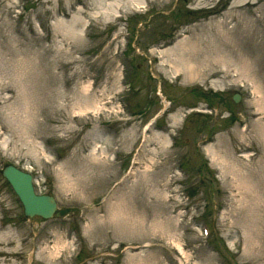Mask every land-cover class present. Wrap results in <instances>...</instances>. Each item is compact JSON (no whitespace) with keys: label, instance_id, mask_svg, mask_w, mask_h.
I'll return each instance as SVG.
<instances>
[{"label":"rangeland","instance_id":"rangeland-1","mask_svg":"<svg viewBox=\"0 0 264 264\" xmlns=\"http://www.w3.org/2000/svg\"><path fill=\"white\" fill-rule=\"evenodd\" d=\"M234 1L143 0L123 10V0L118 17L102 20L79 14L98 0H0L11 26L0 25V84L12 71L25 86L11 73L13 95L0 101V264H264L261 95L228 67L203 82L160 71V53ZM244 3L237 13L260 32L243 48L264 95V0ZM84 88L90 106L78 100ZM23 109L33 116L25 140ZM152 126L170 134L160 146L152 131L148 143L128 137ZM7 165L30 173L62 217L26 219L1 176Z\"/></svg>","mask_w":264,"mask_h":264},{"label":"bare ground","instance_id":"bare-ground-1","mask_svg":"<svg viewBox=\"0 0 264 264\" xmlns=\"http://www.w3.org/2000/svg\"><path fill=\"white\" fill-rule=\"evenodd\" d=\"M10 1L11 0H6ZM102 1L107 0H98V6L95 7V12L85 13L83 12L84 7L79 11V14L83 17H90L92 19H110L114 16L118 17L119 14V3L123 0H114L115 3H103ZM154 1V0H153ZM247 0H235L232 5L229 7L227 12L221 19L210 20L207 24L203 26H198V29H195L193 32H190V35L187 36L180 44L176 45L171 49H167L160 53V71L166 76L169 73L174 74V80L180 78L184 82H189L192 80L206 81L208 78L213 77L215 69L219 67H224L231 69L233 72H239L245 76L251 77L253 85L256 88V91L261 96L258 101L262 103L264 107V95H262L261 90V79L257 73L256 62L251 57L246 56V52L243 48L245 46H251V42L254 41L255 36L260 32L259 27L257 26V19H252L250 14L237 13L235 9L238 6H241ZM140 6L143 5V0H124L123 10L129 8V4ZM204 4V3H202ZM245 4V3H244ZM134 7V6H133ZM11 7L5 9V16L8 18L9 10ZM115 8V9H114ZM134 9H136L134 7ZM82 21V20H80ZM10 30L11 26L5 21L0 20V25L4 24ZM82 23V22H80ZM62 26V27H61ZM78 26V25H77ZM64 29L67 30L66 23L58 21L55 25V29ZM74 32V29H71ZM23 32L22 30L20 31ZM9 35H3L2 39L4 42L12 43L15 38ZM2 43V41H0ZM258 46H254L257 49ZM250 56V55H249ZM12 73L11 81L13 83L19 84L20 88H24V77L18 73L12 71L4 72L3 79L6 80L5 83L0 84V101L2 103H7L10 101V97L13 95V90L11 81L9 79ZM69 82V78H66ZM87 89H83L82 93L78 97V100H85V106H90L91 98L86 93ZM22 92V91H21ZM5 96V97H4ZM12 99V98H11ZM95 107V104H94ZM264 109V108H263ZM264 111V110H263ZM27 112L23 109V114L21 119L24 129L20 132L21 138L25 140L22 136L25 134L28 137V123L33 116H26ZM18 116H10L9 119H15ZM180 112H178L175 117H173V124L176 125L179 122ZM18 120V119H17ZM19 122V121H18ZM7 129V128H6ZM4 127H1L3 132L6 131ZM167 129V128H166ZM165 128H162L161 131L152 126L147 131L139 132L137 129L129 131L128 137L136 141L139 136L145 138L146 143L151 142V137L146 139L145 134L147 132L156 133L159 139H154L157 145H161V142H165L166 137L169 132H166ZM52 254V253H51ZM185 257V253H182ZM48 258H51L50 255H47ZM46 258L45 260H49Z\"/></svg>","mask_w":264,"mask_h":264},{"label":"water","instance_id":"water-1","mask_svg":"<svg viewBox=\"0 0 264 264\" xmlns=\"http://www.w3.org/2000/svg\"><path fill=\"white\" fill-rule=\"evenodd\" d=\"M233 100L237 102L238 96H234ZM2 174L19 197L26 217L38 216L43 220L60 217V214L56 212V204L52 198L34 196L29 176L18 172L10 166L6 167Z\"/></svg>","mask_w":264,"mask_h":264}]
</instances>
